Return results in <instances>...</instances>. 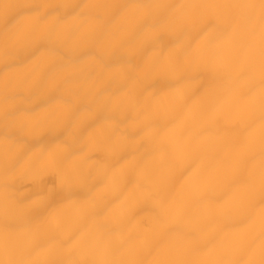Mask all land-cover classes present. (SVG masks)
<instances>
[{
    "label": "bare ground",
    "instance_id": "6f19581e",
    "mask_svg": "<svg viewBox=\"0 0 264 264\" xmlns=\"http://www.w3.org/2000/svg\"><path fill=\"white\" fill-rule=\"evenodd\" d=\"M245 3L259 0H0V258L4 113L17 102L13 241L39 242L26 258H92L107 243L112 258L145 264L259 259L258 19L214 49L172 23L217 11L187 5ZM188 43L204 54L199 65L144 84V67ZM58 156L78 187L69 201H46L54 173H26Z\"/></svg>",
    "mask_w": 264,
    "mask_h": 264
},
{
    "label": "snow or ice",
    "instance_id": "6c2138e0",
    "mask_svg": "<svg viewBox=\"0 0 264 264\" xmlns=\"http://www.w3.org/2000/svg\"><path fill=\"white\" fill-rule=\"evenodd\" d=\"M11 5H4L7 9ZM170 7V6H165ZM186 7L191 9H215L213 13L201 12L195 18H180L172 23L178 32H186L188 35L204 33L207 37V45L209 49L216 47V42L220 38H227L231 41L240 31L244 24L254 26L259 23L260 33V105H261V172H260V245L259 259L234 258L228 260H207V261H173V260H157L150 264H264V0H259L258 4H191ZM259 10L257 17L255 12ZM163 34V33H162ZM92 41L93 43L97 42ZM15 50L8 52L6 67L10 66V61L15 57ZM203 53L199 51H190V43L185 47L170 50L169 54L163 60H157L144 67L142 71L145 74V85H151L157 78H166L169 75L183 76L187 73L190 65H199L203 59ZM243 55L247 57L248 50H243ZM24 111L21 103L13 102L6 108L4 117V138L8 143L6 149V157L4 161V194H5V212H4V233H3V258H0V264H145L142 260H123L112 258L109 253L110 246L105 243L102 245L101 254L92 258L85 256L84 258L74 260H57L51 258L32 259L26 258L32 255L39 248V242L36 241L33 247L28 250H19L14 241L13 236L17 230L18 214L23 210V202L14 197L12 188L15 182L13 175L20 158L21 152L17 151L12 154L11 144H19L20 141L14 136L17 130L16 121L19 114ZM29 122L24 120L19 127H26ZM37 124L40 121H36ZM51 170L56 176V183L52 186L42 189L43 199L46 201H54L56 199L69 201L72 198L74 190L78 187V174L75 169L67 165L62 157H55L47 162L35 160L31 164V174L34 180H39L45 172ZM71 251V250H70Z\"/></svg>",
    "mask_w": 264,
    "mask_h": 264
}]
</instances>
